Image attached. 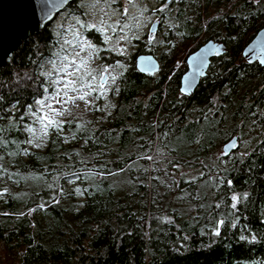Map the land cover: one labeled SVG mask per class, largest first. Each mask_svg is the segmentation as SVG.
I'll use <instances>...</instances> for the list:
<instances>
[{"label":"trees","instance_id":"1","mask_svg":"<svg viewBox=\"0 0 264 264\" xmlns=\"http://www.w3.org/2000/svg\"><path fill=\"white\" fill-rule=\"evenodd\" d=\"M157 16L129 63L105 58L121 65L112 105L35 144L23 126L55 89L59 34L32 32L0 67V264H264V67L239 54L264 27V0H175ZM85 34L111 55L98 29ZM209 39L228 59L189 106L184 60ZM142 54L159 60L155 75L137 70ZM235 135L239 149L215 158ZM174 164L205 172L174 178Z\"/></svg>","mask_w":264,"mask_h":264},{"label":"rangeland","instance_id":"2","mask_svg":"<svg viewBox=\"0 0 264 264\" xmlns=\"http://www.w3.org/2000/svg\"><path fill=\"white\" fill-rule=\"evenodd\" d=\"M163 3L164 0H77L76 4L70 6L68 12L58 17L53 31L60 36L59 40L62 52L60 53L61 56L58 59L59 62L55 69V74H57V76L52 78V81L60 78L58 73L63 63L62 58L69 53H73L74 46L86 41L87 44L93 45L94 47L91 49L86 47L83 49L76 48V53H78L77 63L83 61L81 65L82 71L79 75L86 78V83L97 86L101 83L100 76L103 75L105 87L103 89L97 87L94 91H90L85 100L78 99V96L83 94L81 92L69 93L67 103H64L63 100L61 103L53 102V108L61 114L56 115L51 110L44 109L42 111L47 113L45 122H47L49 117L58 123L67 121L71 117L79 119L93 118L95 113H97L92 108L94 105L98 107L100 103L104 104L105 110L110 104L112 105L113 98L110 97L109 93L118 86L116 80L120 73L118 69L121 65H115V63L108 64L105 58H114L112 55L113 53L116 55L120 53L128 60L127 63H129L130 55L134 54L138 48L135 39L138 41L144 39L150 41L157 35L158 29H156L154 33L150 32L149 29L155 22H157L158 26L159 19L157 16V9L161 8ZM172 5L168 7H172ZM124 9H127L128 14L126 16L123 15ZM77 20L89 25V28L85 29L80 27V25L76 23ZM92 25H95V29L101 32L103 45L106 49L111 51V55L105 53L103 57L101 47L93 40H90V37L85 34L87 31H91ZM124 37L127 38L124 39ZM193 45H190V47ZM188 47V45H185L182 49L186 50ZM73 55H75V53H73ZM184 59L185 57L180 61L177 60L175 65L176 68L179 67V69H181ZM126 65L127 64L124 66ZM105 69H107L106 72ZM88 73H92L96 78L91 79L88 77ZM79 86V83H77V87ZM54 87L56 88L58 85L54 84ZM59 87H62V85ZM63 96L64 93H61V97ZM190 106H192V104H190ZM37 107L39 106L36 105V108ZM33 120L34 117L31 115L29 121H32L30 124L33 129L32 138H34V140L32 142L35 144L39 139H44V136L48 134V129L44 128V124L33 123ZM222 154V149H218L214 157L219 158ZM151 160L153 161V159ZM157 164H159V168L165 165V163L161 162H157ZM174 166H176L177 169L173 170L174 174L172 177L181 175L187 179H196L198 175L205 172L200 167L195 168L188 165L179 167L178 164H174ZM0 255H3L1 251Z\"/></svg>","mask_w":264,"mask_h":264},{"label":"water","instance_id":"3","mask_svg":"<svg viewBox=\"0 0 264 264\" xmlns=\"http://www.w3.org/2000/svg\"><path fill=\"white\" fill-rule=\"evenodd\" d=\"M74 0H0V67L3 68L18 51L19 46L27 40L32 32L52 24L57 14L64 12L66 6ZM157 22L149 31L157 29ZM201 47L189 54L186 60L187 71L181 75L180 92L192 95L200 84L201 77L206 76L212 57L224 52L225 45L208 40ZM247 58L258 60L264 67V27L257 32L244 52ZM135 62L141 74L155 75L160 63L151 54L138 55ZM237 136L231 137L222 147L224 154H229L237 146Z\"/></svg>","mask_w":264,"mask_h":264},{"label":"snow or ice","instance_id":"4","mask_svg":"<svg viewBox=\"0 0 264 264\" xmlns=\"http://www.w3.org/2000/svg\"><path fill=\"white\" fill-rule=\"evenodd\" d=\"M67 2V0H66ZM175 0H164V3L162 4L161 8L157 9L158 12H163L170 4L174 3ZM127 9L123 10V15H127ZM77 24L80 25V27L88 29L89 25L81 23L79 20L76 21ZM92 30H95V25L91 26ZM127 37H124V39H126ZM88 48L91 49L94 46L87 44V42H82L77 44L76 46H74L73 48V53H75V55H73V53H69L68 55L64 56L62 58L63 63L61 64L60 68H59V79L55 80L53 83L58 85V87H56L53 91L49 92L48 88H44V93L45 95L41 98V99H37L35 101V104L38 105L39 107L37 108H33L31 105L28 106V112L34 117L33 123H41L44 124V128L48 129V128H55L57 130L60 129L61 125L55 121L54 119H52L51 117H49L47 119V122H45V118L47 113L43 112L42 110L44 109H49L52 112H54L56 115H60L61 113L59 111H57L55 108H53V102L55 103H61V101L63 100L64 103L68 102V98H69V93H83L81 95L78 96L79 100H85L86 96L89 95L90 91H94L97 87L100 89H103L105 87L104 83H103V75L100 76V80L101 83L97 86V85H93L91 83H86V78L85 77H81L79 75V73L82 71L81 65L83 63V61H81L80 63H77V57H78V53H76V48ZM107 71V69H105V72ZM88 77H90L91 79H95L96 77L92 75V73H88ZM115 79V78H113ZM77 83H79V87H77ZM60 85H62V87H59ZM61 93H64V96L61 97ZM19 119L21 120H26V116H24L23 114L19 117ZM23 127L26 128L27 131L32 132L33 129L30 125H24ZM229 185L231 184V181L228 182ZM247 194H245L246 196ZM233 203H232V207L236 208L237 207V200L238 197L233 195L231 197ZM221 224H223V221L220 222ZM233 227H236L235 225H233ZM216 236L220 235L219 230H217L214 233ZM241 240H247V237L241 236L240 237ZM254 239V238H253Z\"/></svg>","mask_w":264,"mask_h":264},{"label":"flooded vegetation","instance_id":"5","mask_svg":"<svg viewBox=\"0 0 264 264\" xmlns=\"http://www.w3.org/2000/svg\"><path fill=\"white\" fill-rule=\"evenodd\" d=\"M71 5H73V1L71 2V3H69L67 6H66V8L64 9V12H61L60 14H57L56 16H55V18L53 19V21H52V24L50 23L49 24V26H50V28H51V30L53 31V29H54V26L56 25V21H57V19H58V17L59 16H61L62 14H65L66 12H68V10H69V8H70V6ZM257 34V33H256ZM256 36V35H255ZM255 36L253 37V38H255ZM252 38V39H253ZM251 39V40H252ZM209 40H213V39H209ZM250 40V41H251ZM208 41V40H207ZM213 41H215V40H213ZM206 42V41H205ZM216 42V41H215ZM217 43H223L224 45H225V50H224V52L223 53H221V54H219V55H216L215 54V56L214 57H212L211 59H210V63H209V66H208V70H207V72H206V76H204V77H201V79H200V84L195 88V91H194V93L192 94V95H186V94H183V93H181L180 92V86H179V95L181 96V98H183V97H185V101H187L188 103L187 104H189V106H190V104H192V102H193V100H192V98L194 99L195 98V96H196V91H197V89H200V86L203 84V82H204V80L206 79V77H207V73H208V71L210 70V67H211V65H212V63H214V65L215 64H221L223 61H226L228 58H226V54L228 53V48H229V45H227L225 42H223V41H217ZM203 44H206V43H203ZM202 44V45H203ZM201 45V46H202ZM246 45H248V43H245V45L243 46V47H241V50L239 51V54H241V56H242V61L243 62H246V63H249V64H259V62H258V60H255V59H253V60H251V58H253V57H250V58H247L246 56H245V54H243V52H244V48H245V46ZM200 46V47H201ZM199 48V47H198ZM197 48V49H198ZM197 49H195V50H197ZM194 50V51H195ZM193 51V52H194ZM192 52V53H193ZM192 53H189V54H192ZM188 54V55H189ZM187 60V59H186ZM186 60H184V63H185V65H186ZM260 65V64H259ZM261 66V65H260ZM263 67V66H262ZM186 68H187V66H186ZM187 71V70H186ZM185 71V72H186ZM183 74V73H182ZM181 79V78H180ZM240 146V144L238 143V141H237V146L234 148V149H232L231 150V152L229 153V154H227V155H230L231 153H232V151L234 152V150L236 149V148H238ZM223 155H226V154H224V152H223Z\"/></svg>","mask_w":264,"mask_h":264}]
</instances>
